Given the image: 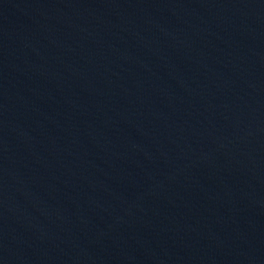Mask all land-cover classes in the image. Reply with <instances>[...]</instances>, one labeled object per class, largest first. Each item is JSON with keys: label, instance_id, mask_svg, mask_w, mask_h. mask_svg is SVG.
I'll list each match as a JSON object with an SVG mask.
<instances>
[{"label": "water", "instance_id": "1", "mask_svg": "<svg viewBox=\"0 0 264 264\" xmlns=\"http://www.w3.org/2000/svg\"><path fill=\"white\" fill-rule=\"evenodd\" d=\"M0 264H264V0H0Z\"/></svg>", "mask_w": 264, "mask_h": 264}]
</instances>
